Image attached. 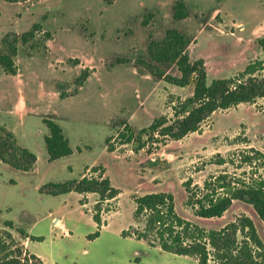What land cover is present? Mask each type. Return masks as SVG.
<instances>
[{"label": "rangeland", "instance_id": "1", "mask_svg": "<svg viewBox=\"0 0 264 264\" xmlns=\"http://www.w3.org/2000/svg\"><path fill=\"white\" fill-rule=\"evenodd\" d=\"M174 1L0 0V41L8 32L28 31L34 23L51 33L44 50L19 46L15 58L18 77L12 79L0 69V124L14 121L8 111L13 110L19 87L21 96L13 114H24L26 105L34 112L25 117L16 139L36 156L28 173L0 161V231L8 220L32 236L42 237L29 250L45 256L49 264H198L192 257L121 236L134 225L133 197L152 193H170L175 213L205 230H220L245 215L264 243V223L250 205L233 201L221 217L201 218L186 206L183 187L186 181L191 187H202L223 173L244 178L264 174L258 165L240 163L247 148L264 153V98L253 105L215 111L200 131L178 141L148 143L136 152V143L119 145L115 139L121 122L138 131L161 115L172 119L176 98L193 94L192 85L166 84L135 65L136 59L146 57L149 35L159 39L169 28L187 34L190 60L204 61L208 83L232 77L263 56L257 39L264 38V0H181L191 14L180 21L171 17ZM125 59L129 62L120 63ZM73 60L79 64L73 66ZM84 69L92 73L77 89L75 79ZM168 72L178 76L174 67ZM46 117L62 127L72 149L70 156L48 161L43 141L47 129L42 123ZM109 137L113 152L105 145ZM219 158L225 163L219 165ZM94 167L120 193L101 214L104 226L99 237L89 241L86 236L96 230L92 215L97 195L49 196L38 189L46 183L97 175L90 173ZM54 217L67 226L76 225L73 240L61 238L60 230L52 228ZM10 232L24 246V240Z\"/></svg>", "mask_w": 264, "mask_h": 264}, {"label": "trees", "instance_id": "2", "mask_svg": "<svg viewBox=\"0 0 264 264\" xmlns=\"http://www.w3.org/2000/svg\"><path fill=\"white\" fill-rule=\"evenodd\" d=\"M18 2L27 0H4ZM190 8L181 0L171 5V17L175 21L187 19ZM152 17L151 14L148 15ZM145 23H147L145 21ZM51 39V33L44 31L39 23H34L22 34L8 32L0 41V69L7 76H16L18 67L15 58L19 46H27L29 51L45 49V43ZM189 36L176 28L166 29L159 39L148 36L146 57L135 60V65L158 81L176 87L193 86L192 96L176 98L171 109L172 119L161 115L148 127L136 131L127 122H121L116 133L119 145L136 143L135 151L146 144L163 145L167 141H178L191 133L200 131L210 116L218 110H228L240 104H255L264 98V38H258L257 44L263 52L261 58L249 62L243 71L229 78L213 79L207 82V74L202 59L190 60L188 47ZM129 60H121L126 63ZM73 66L79 64L72 61ZM174 67L178 76L170 74L168 69ZM92 71L84 69L75 79L77 89L81 88ZM75 89V93L78 91ZM60 94V98H64ZM173 97L170 96V99ZM173 101H169V104ZM47 129L43 141L49 162L68 157L72 154L69 140L62 127L52 118L42 119ZM146 140L143 141V138ZM106 138L107 151L113 152ZM150 153V149H148ZM240 157L241 165L264 168V153L247 148ZM0 161L20 172H30L36 163V156L29 149L18 144L15 134L5 126H0ZM219 165L225 163L223 158L217 160ZM240 167V166H239ZM94 167L90 173L97 174ZM187 199L186 206L195 216L201 218H219L227 211L233 201L250 205L264 223V174L253 178L237 177L223 173L204 182L202 187L193 186L191 182L183 183ZM39 193L59 196L69 193L79 195L95 194L97 201L93 207V221L96 230L87 235V240L99 237L102 227L101 214L109 210L111 202L116 201L119 190L111 185L103 173L83 175L61 183H46L39 187ZM135 209L134 225L121 232L122 237L144 242L148 247H157L163 252L178 256L194 258L198 264H264V243L259 238L251 219L245 215L237 216L220 230H205L180 218L174 210V200L170 193H152L133 197ZM83 204V200L81 201ZM0 231V264H44L43 261L29 253L19 244L10 231H14L22 240L40 243L42 237L31 236L26 230L12 221L3 222ZM240 237V238H239Z\"/></svg>", "mask_w": 264, "mask_h": 264}, {"label": "crops", "instance_id": "3", "mask_svg": "<svg viewBox=\"0 0 264 264\" xmlns=\"http://www.w3.org/2000/svg\"><path fill=\"white\" fill-rule=\"evenodd\" d=\"M18 73H19V70H18ZM18 76H19V74H17V76H9V77L12 78V79H15ZM20 90L21 89L19 87L16 88V96H15V100L13 102V106L11 108L13 110H9L8 111V115L11 116L12 118H14V121H9V122H5L3 124H0V125L5 126L7 129L11 130L15 134V136H17L18 130H20V128L24 125L25 117L28 116L29 114H33V112H34L33 108H31L30 106L26 105L25 106V111L23 112L24 114H22L21 116L17 115V114H13L14 113V109H15L17 103H18V99L21 96ZM23 92H24V94H26L25 90ZM46 134H47V132H46ZM75 227H76V225H74V224L71 225V226L65 225L61 221V219H59V218H56V217L52 218V228L53 229L56 228V229L60 230V234L62 235L61 238L65 237L66 239L73 240L76 237V235L74 233V228ZM81 236H83V235H81ZM131 239H133V238H131ZM23 243H24L25 249L29 253L32 254V251H30L29 249H30V245L35 244V242L33 243V242L29 241L28 239H26V240L23 241ZM83 253H87V250L84 249ZM34 255L37 256L38 258H40L43 261L44 264H49L45 256H43V255H41L39 253H35Z\"/></svg>", "mask_w": 264, "mask_h": 264}]
</instances>
